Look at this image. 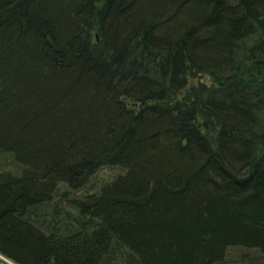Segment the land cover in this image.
Wrapping results in <instances>:
<instances>
[{"label":"trees","instance_id":"obj_1","mask_svg":"<svg viewBox=\"0 0 264 264\" xmlns=\"http://www.w3.org/2000/svg\"><path fill=\"white\" fill-rule=\"evenodd\" d=\"M3 156L13 264L264 256V0H0Z\"/></svg>","mask_w":264,"mask_h":264},{"label":"rangeland","instance_id":"obj_2","mask_svg":"<svg viewBox=\"0 0 264 264\" xmlns=\"http://www.w3.org/2000/svg\"><path fill=\"white\" fill-rule=\"evenodd\" d=\"M1 166L4 167L5 170L12 168L13 160H12L11 156L1 157L0 158V167ZM118 172H119L118 169L104 168L97 174V176L94 178L93 182H95L96 184H102L106 181L111 180L114 176H116V174ZM89 186H91V188H93V186L96 187L97 185H89ZM91 188H89V190L86 192L92 191ZM60 191H61L60 192V195H61L66 190L62 188V190H60ZM63 210H67L66 206L64 207ZM43 214H46V212ZM47 215L51 216L52 213H48ZM1 257L2 256L0 255V261L1 262L5 263V264H13L12 262L5 259L4 257H2V258ZM225 264H264V256L257 250H248V249L237 248V247L231 248L228 251V255H227V258L225 260Z\"/></svg>","mask_w":264,"mask_h":264},{"label":"bare ground","instance_id":"obj_3","mask_svg":"<svg viewBox=\"0 0 264 264\" xmlns=\"http://www.w3.org/2000/svg\"><path fill=\"white\" fill-rule=\"evenodd\" d=\"M2 258V257H1Z\"/></svg>","mask_w":264,"mask_h":264}]
</instances>
